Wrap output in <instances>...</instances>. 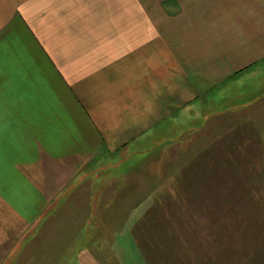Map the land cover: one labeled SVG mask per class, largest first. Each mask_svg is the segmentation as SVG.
Listing matches in <instances>:
<instances>
[{"label": "crops", "instance_id": "0c3cea01", "mask_svg": "<svg viewBox=\"0 0 264 264\" xmlns=\"http://www.w3.org/2000/svg\"><path fill=\"white\" fill-rule=\"evenodd\" d=\"M228 1L0 0V264L12 248L58 245L40 241L38 222L72 198L91 205L66 193L76 173L105 170L101 158L130 148L134 170L147 171L188 107L199 110L191 118H205L193 103L198 76L229 74L262 57L264 18L249 11L236 15L240 43L213 37L201 50L189 40L202 13L229 12ZM75 184L72 191L82 182ZM89 212L69 214L71 241L61 252L87 243L92 218L101 220Z\"/></svg>", "mask_w": 264, "mask_h": 264}, {"label": "rangeland", "instance_id": "374dc122", "mask_svg": "<svg viewBox=\"0 0 264 264\" xmlns=\"http://www.w3.org/2000/svg\"><path fill=\"white\" fill-rule=\"evenodd\" d=\"M228 3L233 4L231 11L204 12L203 25L191 29V34L188 30L189 40L198 39L201 50L213 37L223 45L240 43L238 11L264 18V0ZM252 44L257 49L259 38ZM262 53L232 73L198 76L199 98L193 103L201 105L205 118H191L199 110L190 106L188 118L170 126L172 162L170 181L164 184L168 188L161 182V188L139 204L146 177L134 170L133 148L111 151L101 158L105 170L101 167L99 172L92 165L90 175L85 173L83 178L76 173L66 189L71 197L87 199L90 206L72 198L59 205L55 216L39 220V225L43 223L40 241L58 242L59 247L12 248L4 264H264ZM222 70L220 66L219 72ZM175 118L171 123L181 121ZM184 125L185 134L181 133ZM165 143L159 142L158 148ZM164 150L161 153L168 148ZM155 157V171L160 175L167 156ZM79 182L82 185L72 191V185ZM74 209L99 212L101 220L92 218L83 248L61 252V246L71 241L73 228L67 218Z\"/></svg>", "mask_w": 264, "mask_h": 264}, {"label": "trees", "instance_id": "16d2710c", "mask_svg": "<svg viewBox=\"0 0 264 264\" xmlns=\"http://www.w3.org/2000/svg\"><path fill=\"white\" fill-rule=\"evenodd\" d=\"M181 133L185 134L186 131L181 132ZM172 140L173 139L171 138V140L168 143L164 144V146L162 147V150L160 151V153L159 152H155V156H158V155H160V156H165L166 155L167 156V160L163 161L164 171L160 172V175H158L159 171H155L156 170L155 169V162L157 160V158L155 156L150 158L149 160H147V162H146L147 164L145 165L144 168H142V169H146L147 171H142V172L139 171L140 173H144L145 174V177H146L145 185L147 186V187H145L146 190H145V193H144L143 197L139 200V201H141L139 204H141L148 196L153 195L155 193L156 189L161 188L162 184L163 185L165 184V181L167 183H169V181H170V179H169L170 178V176H169V166H170V162H172L171 159H170L172 157L171 150H170L171 146H172L171 145ZM165 147L168 148V150L166 151V152H168L167 154H166V152L165 153H161L162 151H165L164 150ZM160 148H158V149H160ZM136 172H138V171H136ZM161 182H162V184H161ZM164 186L168 188V184H166ZM177 238H178V236H177Z\"/></svg>", "mask_w": 264, "mask_h": 264}]
</instances>
